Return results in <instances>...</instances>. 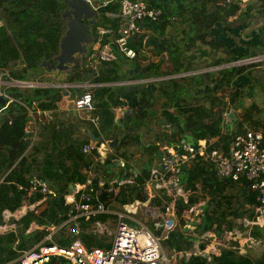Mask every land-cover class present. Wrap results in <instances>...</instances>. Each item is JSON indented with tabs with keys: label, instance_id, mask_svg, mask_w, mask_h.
I'll use <instances>...</instances> for the list:
<instances>
[{
	"label": "trees",
	"instance_id": "1",
	"mask_svg": "<svg viewBox=\"0 0 264 264\" xmlns=\"http://www.w3.org/2000/svg\"><path fill=\"white\" fill-rule=\"evenodd\" d=\"M144 1L149 3V0H142V2ZM215 2L216 0H191L192 5L193 3L197 4V9L191 6L187 15L174 7H171L173 11H165L170 17H173L172 14L175 13L174 18L179 21L178 23L176 20L165 22L163 19L158 23L159 28L164 29L170 26L176 35H181L180 40L173 37L171 39L170 37L162 38V36L159 39L161 44L159 50L166 52L170 68L168 71L162 72L156 64L149 63L140 69L138 78L170 77L245 59L238 58L232 49L208 40L210 30L220 21L225 24V27L232 26L233 23H228L227 18L236 11L235 6L221 8L215 6ZM207 5H210L209 8ZM62 8L61 0H0L1 16L4 19V26L0 28V71L8 72V76H3L2 79L22 82L34 79L40 70L41 62L52 57L57 50L61 33L59 18ZM106 8L108 13L117 14L119 0H112ZM215 8L216 10H214ZM105 12L100 9L99 23L104 20L108 22L109 17ZM253 19L262 21V39L264 40V0H253L248 12L240 20L251 21ZM120 21V18H115L111 22L115 34L122 28ZM178 24L182 30H178ZM92 32L93 35H96L95 29ZM129 45L136 48L135 44L130 41ZM257 47H260L264 52V43ZM112 48L116 56L121 55L116 45H112ZM255 50L252 49L251 56L260 54ZM197 58H204L206 61L200 66L199 63H195L198 62ZM114 62L108 63L114 67L116 65ZM260 64L264 65V62L257 63L256 66H260ZM253 67V65L233 66L217 71L152 82L153 93L141 92L138 104L134 106L132 113H126L123 122L117 129L113 122L112 111L117 98L116 93L109 89L96 90L94 96L99 101L98 105L101 106V110L97 111L101 119L100 126L104 132L108 131L106 132L107 136L114 138L118 143L115 146L117 156L125 157L126 149L124 148L127 146H141L144 157L134 165L138 169L134 168L139 170L136 179L140 184L148 176V170L144 167L146 165L149 167L152 162L147 157L156 150L155 143L159 141V137H161L160 140H165L168 145L188 141L184 140L185 138H190L189 141L195 142L200 139L209 140L216 137L212 148L221 149L226 154L230 142L237 133L243 132L245 128L259 129L263 125L255 115L262 111H258L254 104H250L249 107L243 109V112L241 110V119L237 121L238 129L235 132H232L229 127L226 129L223 126L227 112L231 108L237 109L240 101L244 99V94L238 85L234 86V82L239 76H245L247 70ZM75 72L76 80L82 82L86 79L87 71L83 68L77 69ZM24 74H27L29 78L24 79ZM200 87H205L208 90L199 97L192 95ZM5 90L11 96L12 101L7 106L6 99H2L3 104L0 101V225L4 223V211L12 213L21 206L23 201L32 205L42 199V194L39 191L28 195V183L32 176L35 175L39 180L49 183L54 190L53 195L47 196L34 209L27 210L19 219L12 221L16 225L15 230L0 234V264H15L13 261L23 251L42 241V245L49 244L45 238L50 234L51 229L59 227L56 233L51 236L54 243L68 245L73 241L71 237L74 236L72 229L74 225L81 230L86 225H90L82 218L70 220L78 211L72 204H67L64 197L70 192L72 185L85 182V170L96 165L93 171L100 174L112 167L109 166L111 165L109 160L95 162L92 155L82 152L83 142L71 144L68 133L62 137L59 130L51 131L49 125L43 120V112L57 109V104L62 96L61 90L41 87H7ZM101 92L104 94L108 92L106 99H101ZM158 103L160 106L157 112L156 105ZM167 109L170 114L162 116V111ZM33 121L36 127L33 148L36 151H42L43 160L34 159L30 164L26 162L23 154L33 138V134L26 131V129H34ZM142 136L147 137V142L142 141ZM37 137L41 138L38 143ZM62 138L65 139L64 144L61 143ZM93 153L95 154V152ZM129 167L127 165V168ZM124 174L126 173L121 172L122 177L126 176ZM179 175L186 189L196 191V184H199L201 192L211 198L209 203L215 205L211 211H207L205 230L209 229L214 221L218 224L226 223L229 228H232L236 225L234 222L242 216L252 217L256 194L250 191L249 183L243 178L239 181L220 178L215 169L207 165L201 158L183 164L179 169ZM141 186L123 188L116 203L123 205L133 199H144ZM235 189H246L247 191L245 204L249 207L244 208L242 212V208L234 207V202L230 197V191ZM102 200L108 205L106 195L102 197ZM190 202H194L193 197ZM152 204L160 205V202L155 199ZM181 209L182 203H180L179 211ZM97 218L104 221L106 215H100ZM32 225H36V228L27 234V230L31 229ZM5 227H1L0 230L3 231ZM63 233H67L69 236V241L66 243L61 238ZM80 234L86 233L83 231ZM250 235L255 240L262 241L264 246V228H253ZM171 236L175 238L173 243L177 244L182 241L184 243L182 246H187V240L181 233L175 232ZM84 237H88V235ZM65 263L66 261L63 260L52 259L46 264ZM181 264H264V250L259 256L252 257L248 254L240 255L231 248H224L221 255L214 257L210 262L202 258H193L183 261Z\"/></svg>",
	"mask_w": 264,
	"mask_h": 264
},
{
	"label": "built area",
	"instance_id": "2",
	"mask_svg": "<svg viewBox=\"0 0 264 264\" xmlns=\"http://www.w3.org/2000/svg\"><path fill=\"white\" fill-rule=\"evenodd\" d=\"M99 1L97 6L93 4L96 10L107 7L112 2V0ZM252 1L216 0L215 6L221 8L235 6L236 11L228 19L234 22L246 15ZM119 16L123 19V24L119 36L113 40L112 45H116L118 51L129 59L135 58L136 54L129 48L128 43L131 37L141 32L143 23L158 24L163 19L165 21L173 19L166 16L162 8L149 6L139 0H119ZM261 25L259 30L263 29V24ZM1 26L2 20H0ZM94 57V53L87 56V66L93 65ZM102 58L107 61L112 60L111 54H103ZM245 59H247L245 65L264 62V55ZM3 76H8V72L2 71L0 74V99H6L7 106L12 98L6 93L7 87L2 81ZM70 104L77 112L90 113L95 110L90 89L74 97ZM89 120L94 126H98V116ZM33 124L34 129H26L28 133L33 134V138L23 154L26 162L30 164L34 160L33 143L36 137L34 121ZM216 139L215 137L195 142L181 141L174 145L156 142L157 157L150 163L148 176L142 184L136 179L139 172L133 167L127 168L126 161L116 156L115 146L118 143L114 138L105 139L98 144L84 145L83 153L96 152L93 159L95 162L104 158L115 163L116 168L126 173L124 174L126 176L107 180L104 175L89 168L84 171L85 182L75 184L64 197L66 203L72 204L78 211L70 220L82 218L87 224L90 223L95 231L107 232L106 228L110 226L109 217L116 218L113 232L110 233L112 236L110 247L108 250H87L78 238L68 245H59L52 241L49 234L45 238L49 244L42 245V241L23 251L13 262L15 264H46L56 259L70 264H177L178 260L189 261L193 258H202L210 262L214 257H219L224 248H231L240 255L254 253L253 251L262 245V241L255 240L250 235L251 230L264 228V124L259 129L245 128L243 132L237 133L230 142L226 154L221 149L212 148ZM196 158H201L207 165L212 166L220 178L232 181L243 178L249 183L250 191L256 194V204L252 207L251 218L238 219L232 228H229L227 224L224 225L225 223L214 222L209 229H204L203 218H205L204 213L209 197L206 196L207 198L203 199L199 184H196V191L186 189L179 175L180 167ZM28 184V195L36 191L42 194V199L29 206L30 209H34L47 196L54 194L53 187L39 180L35 175L31 177ZM126 186H141L144 199H133L120 205L119 211L108 208V206H114L113 203ZM104 195L107 196L108 205L102 200ZM194 195L197 197L194 198ZM192 197L193 203L190 202ZM155 199L160 202V205L152 204ZM180 203H182V209L179 211ZM30 209H18L12 213L5 211L3 216L8 215L6 220L10 217L17 220L23 212ZM137 214L142 216L143 222L136 219ZM100 215H106L107 220L98 219ZM175 232L181 233L187 240L184 250L162 247L161 242L168 240ZM73 234L75 237L80 234L76 225L73 228ZM141 235L145 237L143 248L138 242Z\"/></svg>",
	"mask_w": 264,
	"mask_h": 264
},
{
	"label": "crops",
	"instance_id": "3",
	"mask_svg": "<svg viewBox=\"0 0 264 264\" xmlns=\"http://www.w3.org/2000/svg\"><path fill=\"white\" fill-rule=\"evenodd\" d=\"M96 2L98 3V0L94 1L93 4H95ZM190 2L191 0H149V3L146 4H149V6L160 7L163 9L164 13L165 11L168 10L173 11L171 7H174L177 10L183 12L185 15H187L191 10V6L192 8L197 9V4L193 3L192 5ZM209 6L210 5H207V8H209ZM214 10H216V8ZM98 13H100V11H98ZM105 13L109 17L108 22H105L104 20L100 23H97V26L92 28V31L93 29H95L96 35H93V32H91L93 36V41L88 45L87 53L82 57L83 62L79 68L70 69L64 72H60V71L48 72L42 66H40V70L38 71L34 79H30L28 81L30 83H36L42 85L43 87L41 88L59 89L61 91L67 90L69 92L68 95H62L61 93L62 96L57 104V109L55 111H45L43 112L42 116H43V120L51 128V131H54L56 129L59 130V133L62 135V137H64L68 133V139L69 141H71V144L74 145L79 142H83L84 143L82 144L83 146L87 144H98V143H102L105 139L112 138L110 136H107L108 133L106 134V132H104L103 129L101 128L100 118L97 127L94 126L89 120L94 116L99 117L97 111L99 112L101 110V106L98 105L99 101L94 96V91L96 92V90L109 89V90H113L116 93L117 98L115 99V104L112 107V111H113V122L116 125L115 129L119 128V125L123 122L126 113L129 112L128 105L132 101L131 93L129 92L123 93V88L138 85V83L142 82L141 80H145L149 82V84L147 85V89L150 86L152 87V89H154L152 82L160 81L162 79H169L166 76L161 78L139 79L138 74L140 75L141 72L140 69L149 63L156 64L158 66V69H160V71L162 72L168 71V69L170 68V63L168 62V56L166 52H161L159 50L161 47L159 39L161 38V36L162 38L170 37L171 39L173 37L174 39H179V40L181 39V35L180 34L176 35L170 26L165 27L164 29H160L159 24L143 23L141 25V32L130 38V42L135 44L136 47L135 50L129 45V48L132 49L136 54L135 58L129 59L124 55H122L120 52L119 53L121 55L116 56L112 48V43L113 40L119 36V31L117 34L114 33L111 22L115 18H120L121 20L120 23L122 25L123 19L119 16V10L117 14H111L108 13L107 11ZM165 15L168 16L166 13ZM172 16L173 19H168L165 22H174L176 20V23H178L179 19L174 18L175 13H173ZM100 17L99 19H101ZM229 17L227 19H229ZM0 20H2V26L0 27L2 28L4 26V19L3 16H1V11H0ZM239 20H236L234 22H230L229 20H227V22L231 24L232 23L235 24ZM59 25L61 26L60 27L61 29L60 37H61L64 32V23L61 21L60 18H59ZM243 26L244 25H241V28H243ZM234 29H235L234 27H225V24H223L220 21L218 25H215L214 28L210 30L208 35V40L217 42L222 46L232 49V52L235 53L237 56L238 54L241 56L244 50H248L250 47H252V49L253 48L256 49L258 45H262L263 29L258 31H252L251 36L247 34L245 36L248 39L247 41H244L243 34L242 32H240L239 28H237L238 31ZM178 30H182L179 24H178ZM175 36L177 37L175 38ZM237 43L239 44V46H237ZM241 43L246 44V46L249 45V48L245 47V45L242 44L244 45L245 47L244 48L241 45ZM57 44H59V40ZM172 46L174 45L172 44ZM203 48L206 49V47ZM57 50H58V45H57ZM56 52L52 55V57L56 54ZM90 53L95 54V57L93 58L94 63L93 65L87 66L86 58L88 55H90ZM103 54L105 55L111 54L112 60L110 61L104 60L102 58ZM52 57L48 58L47 60L46 59L44 60L49 61L51 63ZM111 61H115L114 64L116 65L114 67L108 63ZM197 61L198 62L195 63H199V65L202 66L203 62L206 60H204V58H197ZM81 68L87 71V77L82 82L75 79L76 78L75 71ZM258 68H260V66ZM202 70L199 69L197 71H202ZM97 79H99V81H97ZM86 89H90L93 94V103L95 110L94 112H90V113L89 112L87 113L85 111L77 112L71 107L70 101L74 99V97H77L79 94H81V92H83ZM71 93L74 94L71 95ZM100 95H101L100 96L101 99H106V95H108V92L106 94H104V92H101ZM40 139L41 138L38 137L36 138L37 143ZM64 142L65 139L62 138L61 143L64 144ZM124 149H126L125 157H122L120 155L119 157L123 158L126 161V164L130 167L134 168L135 163L139 162L140 159L144 157V153L142 151L141 146L137 147L131 145V146H127V148ZM93 152L95 151H92L87 155H92L94 159L96 152L95 154ZM33 155H34V159H37L39 157L40 160L38 161L43 160L42 151H36L33 148ZM104 161L106 160L102 158L99 162H104ZM95 166L96 165L92 166L91 170H93ZM109 166L112 168L111 169L107 168L108 171L106 170V172H111V170L113 169L116 170L117 166L115 165V163H111V165ZM104 173L105 171H103L100 174L104 175ZM73 187L74 185L71 186V189ZM29 206L31 205H29L26 201H23L18 209H24V208L25 210L26 208L30 209ZM24 213L25 212H23V214ZM3 217H4V223L0 225V228L4 226L6 227L3 229V231L0 230L1 231L0 234H5L8 231L15 230L16 225L12 222V220L14 219L10 217L8 220H6L5 218H8V215H5ZM32 226H31L32 229L34 227L36 228V225H32ZM7 227L8 229H6ZM32 229L27 230L26 233L30 234L32 232ZM16 260L17 258L14 261ZM5 264H9V263H5Z\"/></svg>",
	"mask_w": 264,
	"mask_h": 264
},
{
	"label": "rangeland",
	"instance_id": "4",
	"mask_svg": "<svg viewBox=\"0 0 264 264\" xmlns=\"http://www.w3.org/2000/svg\"><path fill=\"white\" fill-rule=\"evenodd\" d=\"M99 2L100 1L98 0V3ZM98 3L96 2L94 4V6H97ZM261 23H262V21L261 20H257V19H253L251 21L239 20L237 23H235L231 27H234L235 28L234 30H237V31H238L237 28H239L240 32L243 33L244 41H247L248 39L245 36L247 34L249 36H251V32L252 31H258L259 28H261V26H262ZM241 25H244L243 28H241ZM261 36H262V34H261ZM238 43H237V46H239ZM263 43H264V40H263ZM242 44H244V43H241V45ZM244 45H245V47L249 48V45L248 46H246V44H244ZM244 45H242V46L244 47ZM248 50H244L243 54L241 56L238 54L237 57L238 58L251 57L252 47H250ZM255 52L264 55V52H263V50L260 47H257ZM257 63H262V62H256V63L246 64V65L244 64L245 66L253 65L254 67L249 69V70H247L245 76H239L236 79V81L234 82V86L238 85L239 88L241 89V92L244 94V99H242L240 101L239 106H238L237 109L231 108L229 110V112H227V114H226V119H225V122H224L223 126L226 129L229 127V129L232 132H235L238 129L237 128V121L241 119L240 118L241 117V110L243 112V109L246 108V107H249L250 104H254L257 107L258 111H262V113L258 112V114H255V115H256V118L257 117L259 118L260 124L264 123V77H263L264 76V65L260 64V68H258L259 66H256ZM239 66H243V65H239ZM27 74L23 75L25 77L24 79L29 78L28 77L29 74L28 75ZM257 78L260 79V82L258 81ZM2 81H3L4 85H6V87H8V88H22V87L19 86V84L16 81L6 80V79H2ZM24 82H27V81H24ZM152 90L154 91V89H152L151 86L147 89V91H150V93L153 92ZM206 90H208V89H206L205 87L197 88L196 93L192 94V95L199 97ZM73 94L74 93H71V95H73ZM159 106H160V104L158 103L156 105L157 112L159 111ZM184 109L186 110V107H184ZM167 114H170V111L168 109L162 111V116H165ZM244 126L248 127L245 124H244ZM154 129L157 130L156 128H154ZM160 129L163 130L162 127H160ZM106 132H108V131H106ZM168 132H170L169 129H168ZM149 135H151V134H149ZM141 138H142L143 141H147V137L142 136ZM160 138L161 137L158 138L159 141H161L162 143H165V140H163V139L160 140ZM163 138L165 139V137H163ZM184 140H190V138H185ZM151 142H153V140H151ZM156 157H157L156 156V152L154 151V153L149 155L147 157V159L150 158L151 161L153 162V161L156 160ZM139 165H140V163H139ZM134 167L137 168L136 166H134ZM144 168L148 170L149 167L146 165ZM121 172L122 171L120 169H118V168H116V170L113 169V170H111V172H105L104 178L109 180V179H112V178L120 177L121 176ZM138 172H139V170H138ZM230 193H231L230 197L232 198V201L234 202V207L239 208V209L242 208L241 212L244 211V208H247V206H248L247 204H245V202H246L245 197L247 196L246 189H242V190L235 189L234 191H230ZM200 194L203 196V199L207 198L206 194H204L202 192H200ZM193 197L195 198V197H197V195H194ZM117 198H116L115 202L113 203L114 206L113 207L108 206V208H113V209L118 210V211L120 210V204L116 203V202H118ZM210 200H211V198L209 197V200L207 202L208 205L205 208V213H204L205 216L207 214V209L211 211L213 209V207L215 206V205H212L211 202L209 203ZM135 217H136V219L138 221H142L143 222V218L139 214L135 215ZM242 217H247V215L246 216L244 215ZM100 220H102V219H100ZM115 220H116V218L109 217L110 226L106 228L107 232L104 231V233L103 232L101 233L99 231H95V229L92 227V225H86L85 224L86 226L84 227L83 230H81V228L80 229L78 228V230H79L80 233L84 231L86 234H82V235L79 234L78 236H76V237L72 236L71 238L73 240L78 238L82 242V244L84 245V247L87 250H93V249L108 250V248L110 247L111 239H112V236L110 235V233L113 232ZM203 221L206 222V218H203ZM237 221L238 220H236L234 222V224H236ZM216 223H218V222H216ZM224 225H226V223ZM58 229H59V227L51 229V232H50L51 235L50 236H53ZM85 235H88V237H84L83 238V236H85ZM61 238L63 239V241L65 243L69 241V236H68L67 233H63L61 235ZM174 239L175 238L173 236H170L168 240L162 241L161 242L162 247H164V248L172 247V248H176L177 250H184L186 248V247L182 246V245H184V243L182 241H179L177 244L173 243ZM138 242H139V245H140L141 248L145 247V237L144 236L141 235L138 238ZM263 250H264V246H263V243H262V245H260L259 247L256 248L255 251H253L254 253L250 254V256H252V257L259 256L263 252ZM183 261H184V259L178 260L177 264H181ZM65 264H70V263L66 262Z\"/></svg>",
	"mask_w": 264,
	"mask_h": 264
},
{
	"label": "water",
	"instance_id": "5",
	"mask_svg": "<svg viewBox=\"0 0 264 264\" xmlns=\"http://www.w3.org/2000/svg\"><path fill=\"white\" fill-rule=\"evenodd\" d=\"M97 0H62L63 8L60 11V19L64 23V32L59 39L58 50L52 57L51 63L43 60L41 66L48 72H64L70 69L79 68L82 64V57L87 53L88 45L93 41L92 28L99 23L100 13L93 7V2ZM107 11L106 7L102 8ZM247 59L238 60L225 65H221L207 70L188 72L170 76L168 78L185 77L208 71H217L233 66L244 65ZM138 85L123 88V93H131L132 101L129 106V114L139 102L141 92H147L149 82L141 80ZM20 87L38 88L40 84L16 81ZM67 90L62 91V95H68ZM121 97V96H120ZM3 104L4 101L0 99ZM133 102V103H132Z\"/></svg>",
	"mask_w": 264,
	"mask_h": 264
},
{
	"label": "flooded vegetation",
	"instance_id": "6",
	"mask_svg": "<svg viewBox=\"0 0 264 264\" xmlns=\"http://www.w3.org/2000/svg\"><path fill=\"white\" fill-rule=\"evenodd\" d=\"M98 11H100V9H98ZM240 60H242V59H240ZM188 76H191V75H188ZM258 79V81L260 82V79L259 78H257ZM28 82V81H27ZM264 124V123H263Z\"/></svg>",
	"mask_w": 264,
	"mask_h": 264
},
{
	"label": "clouds",
	"instance_id": "7",
	"mask_svg": "<svg viewBox=\"0 0 264 264\" xmlns=\"http://www.w3.org/2000/svg\"><path fill=\"white\" fill-rule=\"evenodd\" d=\"M72 186H73V185H72ZM74 226H75V225H74ZM74 226H73V228H74ZM73 228H72V229H73Z\"/></svg>",
	"mask_w": 264,
	"mask_h": 264
},
{
	"label": "bare ground",
	"instance_id": "8",
	"mask_svg": "<svg viewBox=\"0 0 264 264\" xmlns=\"http://www.w3.org/2000/svg\"><path fill=\"white\" fill-rule=\"evenodd\" d=\"M17 213H18V212H17ZM6 229H8V227H7Z\"/></svg>",
	"mask_w": 264,
	"mask_h": 264
}]
</instances>
